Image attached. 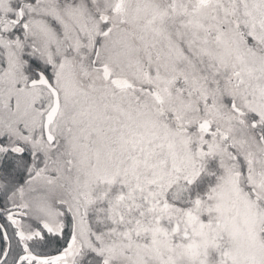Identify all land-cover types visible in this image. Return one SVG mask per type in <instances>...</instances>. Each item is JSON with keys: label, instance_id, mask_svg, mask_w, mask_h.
<instances>
[{"label": "snow or ice", "instance_id": "6c2138e0", "mask_svg": "<svg viewBox=\"0 0 264 264\" xmlns=\"http://www.w3.org/2000/svg\"><path fill=\"white\" fill-rule=\"evenodd\" d=\"M0 264H264V0H0Z\"/></svg>", "mask_w": 264, "mask_h": 264}]
</instances>
